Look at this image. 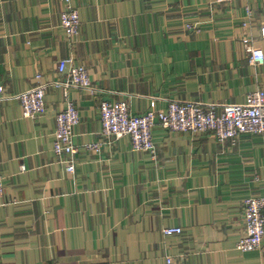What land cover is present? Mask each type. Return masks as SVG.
<instances>
[{
  "label": "crops",
  "instance_id": "obj_1",
  "mask_svg": "<svg viewBox=\"0 0 264 264\" xmlns=\"http://www.w3.org/2000/svg\"><path fill=\"white\" fill-rule=\"evenodd\" d=\"M211 1L71 0L81 23L72 46L61 0H0V264H264V242L237 250L245 201L264 197V135L232 144L156 127L155 157L128 137L102 136V101L126 102L137 116L173 101L221 112L264 90V64L251 65L244 44L264 52V0ZM69 58L92 81L67 91L80 114L74 174L53 152L66 108L58 64ZM37 74L46 111L26 118L19 95Z\"/></svg>",
  "mask_w": 264,
  "mask_h": 264
},
{
  "label": "built area",
  "instance_id": "obj_2",
  "mask_svg": "<svg viewBox=\"0 0 264 264\" xmlns=\"http://www.w3.org/2000/svg\"><path fill=\"white\" fill-rule=\"evenodd\" d=\"M64 10L60 15V25L66 39L74 46L79 38L80 15L71 0H61ZM239 0H212L211 8L231 4ZM249 2L250 0H243ZM248 10V18L251 11ZM249 20V19H248ZM245 21L246 27L249 21ZM189 31L201 33L198 24H186ZM250 63L253 66L264 64V52L254 48L249 40H244ZM58 73L65 76L60 86L65 90L66 108L56 116V132L53 152L57 156H67V172L74 174L76 156L79 152L75 144L76 128L80 123V114L75 104L68 100L70 88L92 90L89 71L84 66H75L73 59L60 60ZM38 84L31 90L20 94L19 102L26 118H35L46 111L47 86L40 83L42 76L37 74ZM102 136L111 140L128 137L132 149L137 152L150 153L155 157L156 145L153 142V131L156 127L171 134H206L212 133L220 143L231 141L235 144L239 136L264 134V91L251 95L245 104L226 106L221 112L215 107H204L200 104L172 103L166 110L149 111L143 115H133L125 102L110 103L102 101L99 107ZM102 144H91L86 148L91 152L101 151ZM4 196V177L0 171V200ZM244 222L246 233L238 242L237 250L243 253L262 249L264 242V197H253L245 201ZM167 236L182 234L181 228H167ZM166 264H173L172 258H166Z\"/></svg>",
  "mask_w": 264,
  "mask_h": 264
},
{
  "label": "rangeland",
  "instance_id": "obj_3",
  "mask_svg": "<svg viewBox=\"0 0 264 264\" xmlns=\"http://www.w3.org/2000/svg\"><path fill=\"white\" fill-rule=\"evenodd\" d=\"M241 1H243V0H241ZM244 2H246V1H244ZM211 3V2H210ZM209 3V7L211 8V4ZM224 5H226V4H224ZM228 5V4H227ZM220 6H222V5H220ZM213 7V6H212ZM245 22V20L243 21V23ZM191 24V23H190ZM193 24V23H192ZM248 24H249V22H248ZM62 28V27H61ZM190 32H192V33H195V32H193V31H190ZM196 34V33H195ZM260 90H263V89H257V90H255V91H253V92H251L250 94H248V96H247V98H246V102H247V100H248V98L251 96V95H253V94H255L256 92H258V91H260ZM264 91V90H263ZM20 96V95H19ZM245 102V103H246ZM126 103V102H125ZM172 103H177V104H183V103H192V104H199V103H197V102H181V101H173V102H171L170 104H172ZM244 103V104H245ZM169 104V105H170ZM67 105V104H66ZM129 105V104H128ZM200 105H202V104H200ZM203 106V105H202ZM229 106H231V105H229ZM76 107V106H75ZM205 107V106H204ZM209 107H213V106H209ZM226 107V106H225ZM161 128V127H160ZM259 135V134H258ZM262 135H264V134H262ZM245 136V135H244ZM250 136H255V135H250ZM241 138V136H239V138H238V140ZM238 140H237V142H238ZM226 143V142H225ZM4 190H5V187H4Z\"/></svg>",
  "mask_w": 264,
  "mask_h": 264
}]
</instances>
